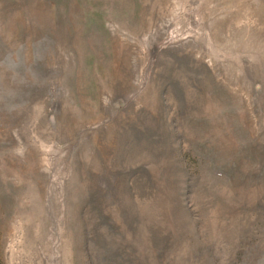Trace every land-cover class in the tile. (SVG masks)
I'll use <instances>...</instances> for the list:
<instances>
[{
	"label": "rangeland",
	"instance_id": "obj_1",
	"mask_svg": "<svg viewBox=\"0 0 264 264\" xmlns=\"http://www.w3.org/2000/svg\"><path fill=\"white\" fill-rule=\"evenodd\" d=\"M0 264H264V0H0Z\"/></svg>",
	"mask_w": 264,
	"mask_h": 264
}]
</instances>
